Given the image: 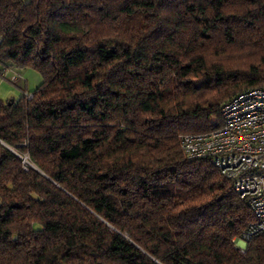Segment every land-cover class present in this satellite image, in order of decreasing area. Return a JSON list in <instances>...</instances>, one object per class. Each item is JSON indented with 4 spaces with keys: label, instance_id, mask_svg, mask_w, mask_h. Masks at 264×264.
<instances>
[{
    "label": "trees",
    "instance_id": "trees-1",
    "mask_svg": "<svg viewBox=\"0 0 264 264\" xmlns=\"http://www.w3.org/2000/svg\"><path fill=\"white\" fill-rule=\"evenodd\" d=\"M12 65L42 80L0 99V264H264L263 236L232 241L246 200L179 140L264 87V0H0Z\"/></svg>",
    "mask_w": 264,
    "mask_h": 264
},
{
    "label": "built area",
    "instance_id": "built-area-1",
    "mask_svg": "<svg viewBox=\"0 0 264 264\" xmlns=\"http://www.w3.org/2000/svg\"><path fill=\"white\" fill-rule=\"evenodd\" d=\"M24 95L31 97L30 92ZM220 114L219 127L181 135L180 147L188 160H209L246 200L253 220L232 240L243 251L254 236L264 237V87L236 94L221 106ZM21 161L27 170V157Z\"/></svg>",
    "mask_w": 264,
    "mask_h": 264
},
{
    "label": "rangeland",
    "instance_id": "rangeland-1",
    "mask_svg": "<svg viewBox=\"0 0 264 264\" xmlns=\"http://www.w3.org/2000/svg\"><path fill=\"white\" fill-rule=\"evenodd\" d=\"M249 52L243 50L231 51L225 53L223 59L226 64H235L246 60L249 57ZM243 56V57H241ZM15 79L12 80V78ZM41 74L30 67H17L15 65L5 67L0 73V99L3 101L17 100L23 92L29 93L34 90L41 82ZM28 166L35 168L32 164Z\"/></svg>",
    "mask_w": 264,
    "mask_h": 264
},
{
    "label": "water",
    "instance_id": "water-1",
    "mask_svg": "<svg viewBox=\"0 0 264 264\" xmlns=\"http://www.w3.org/2000/svg\"><path fill=\"white\" fill-rule=\"evenodd\" d=\"M13 100V99H12Z\"/></svg>",
    "mask_w": 264,
    "mask_h": 264
}]
</instances>
